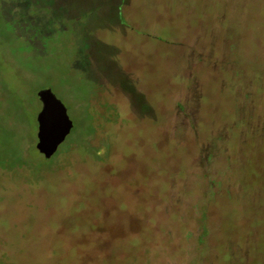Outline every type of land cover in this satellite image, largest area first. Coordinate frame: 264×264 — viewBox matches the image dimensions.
<instances>
[{"label": "rangeland", "instance_id": "374dc122", "mask_svg": "<svg viewBox=\"0 0 264 264\" xmlns=\"http://www.w3.org/2000/svg\"><path fill=\"white\" fill-rule=\"evenodd\" d=\"M29 1L0 0V264H264V0Z\"/></svg>", "mask_w": 264, "mask_h": 264}, {"label": "water", "instance_id": "95a60500", "mask_svg": "<svg viewBox=\"0 0 264 264\" xmlns=\"http://www.w3.org/2000/svg\"><path fill=\"white\" fill-rule=\"evenodd\" d=\"M37 98L41 110L37 115L36 150L49 159L71 132L73 123L67 116L66 108L51 89L38 91Z\"/></svg>", "mask_w": 264, "mask_h": 264}, {"label": "trees", "instance_id": "16d2710c", "mask_svg": "<svg viewBox=\"0 0 264 264\" xmlns=\"http://www.w3.org/2000/svg\"><path fill=\"white\" fill-rule=\"evenodd\" d=\"M19 2L26 3L27 6H28L30 9H33V6H32L33 4H32V3L30 4V1H29V0H23V1H22V0H19ZM28 3L30 4V6L28 5ZM26 8H27V7H26ZM29 8H28V9H29Z\"/></svg>", "mask_w": 264, "mask_h": 264}]
</instances>
